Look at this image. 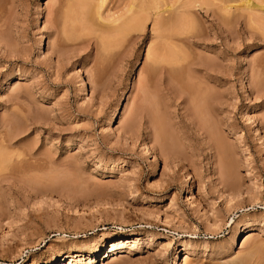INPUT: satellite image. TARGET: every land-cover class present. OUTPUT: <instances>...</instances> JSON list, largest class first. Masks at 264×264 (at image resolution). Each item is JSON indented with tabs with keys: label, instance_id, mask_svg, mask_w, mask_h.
Returning <instances> with one entry per match:
<instances>
[{
	"label": "rangeland",
	"instance_id": "374dc122",
	"mask_svg": "<svg viewBox=\"0 0 264 264\" xmlns=\"http://www.w3.org/2000/svg\"><path fill=\"white\" fill-rule=\"evenodd\" d=\"M63 1L0 0V264H264V15L231 0L221 22L205 0H159L196 37L159 57L213 69L205 109L152 74L151 21L145 41L104 51ZM130 2L107 0L106 25Z\"/></svg>",
	"mask_w": 264,
	"mask_h": 264
},
{
	"label": "bare ground",
	"instance_id": "6f19581e",
	"mask_svg": "<svg viewBox=\"0 0 264 264\" xmlns=\"http://www.w3.org/2000/svg\"><path fill=\"white\" fill-rule=\"evenodd\" d=\"M107 0H90V1H87V2H84V0L83 1H81V0H66V2H64V4H61V8L59 7L58 8V10L60 9V10H62V12L64 13V19L63 20H65V22H67V24H68V22H69V25L70 24H72V26L73 27H79L78 29L79 30H86V31H88L89 32V34H88V32H86V36H88V35H91L90 33H92V35L93 34H97V33H99L102 37L100 38V35L98 36L99 38H100V41H99V44L101 45V42L103 43H107V44H109V43H113L112 45L114 46L115 44H117V43H119V42H121L120 44H119V46L121 45V44H123V42L124 43H126L127 42V45L128 46H131L130 48H134L136 45H138L140 42H142V41H145V32H144V30H145V28H146V25H147V23L149 22V21H151L152 22V28H151V31H152V37H151V40L152 39H155V40H158L157 42H160V43H158V44H156V43H154V44H152V46H149L148 48H147V50H148V53H149V61L151 62V66H149V68L151 67V72H152V74L154 73V75L155 74H158V73H161L160 75H162V73H163V75H169V77L168 78H173L174 80H176L175 78V76L174 75H177V78L178 77H180V80H183V79H181V76H183V77H185L184 78V80H185V82L183 81H180L179 79V82H181L180 83V87L182 88L181 90L183 91V93L184 92H186L187 93V95H190V96H192V98H190V99H192L191 101H192V103L195 105V104H198V106H204L205 107V109L207 108V106H209L212 102H213V100H214V98H213V96L210 94V90L208 91V89H207V84H206V82L207 81H209L210 79H212V77L214 78L215 76H212L209 72L211 71V70H213L212 69V67H211V65L210 64H207L205 61H203V60H200V61H195V59L194 58H192V60H190V61H187V62H185V58L184 59H179V58H177L176 60L174 59H172L173 61V63H171V60H170V63H169V61L167 62V63H164V61L166 62L167 60H164L163 61V59H162V57H159V55H160V53L165 49V45H166V41H168L167 40V38H171V41H170V39H169V42H171V43H169V45L170 44H172V39L174 38H177V39H179L180 37H183V38H181V40H187V41H192V40H194L196 37L194 36V35H191L190 33H189V31H186V29L184 30V28H185V26H186V24H189L190 22H189V20H188V23L187 22H185L186 21V17L185 16H183L182 14L183 13H178L177 12V10L176 11H173L172 9V7H170V6H168V5H166L163 9H161L162 7H161V5H160V3H159V0H131V2L126 6V9L124 8V13H122L121 15L119 14V16L118 17H113L112 18V20L111 21H108V24L106 25V23H107V20H105V22H104V20H103V17H102V15L100 14V13H102V12H100V9L104 6V3L106 2ZM128 1V0H127ZM194 1V0H193ZM209 1V2H208ZM205 0V2H207V3H204L203 1H201V3L200 2H198L199 4L197 5V6H199L200 8H202L203 6H206V5H215L216 7H219L218 8V10L219 11H221V12H219V11H217L218 13L217 14H222V15H220L218 18L219 19H221L222 17V19H224V20H222L221 19V22H224V21H227L226 20V17L228 18V15L230 14L229 13V6L227 5L231 0H218V2L220 3V6H219V4H217V2H216V4L218 5H216V4H213L212 3V0H211V3H210V0ZM214 1V0H213ZM83 2H84V4H83ZM90 2H92V3H90ZM93 2H94V4H93ZM96 2V3H95ZM188 2V1H187ZM195 2V1H194ZM247 2V6L245 7V10H246V13H247V11H250L251 13H250V15H249V13H248V15L249 16H247L248 18L247 19H252V18H254V17H252L253 15H252V12H259L260 14H263L264 15V7L263 6H261L262 5V1H260L261 2V5H259V4H256L255 6H253L252 8H251V0H247L246 1ZM258 3V2H257ZM188 4H191V1H190V3L188 2ZM188 4L186 5L185 4V6H183V8L184 9H182V8H179V6H178V8L179 9H182V10H185L184 12H186V9H187V7L189 8V6H188ZM192 4H194L193 2H192ZM191 4V5H192ZM190 5V6H191ZM196 5V4H195ZM163 6V5H162ZM192 6H194V5H192ZM190 7V9H192L193 7ZM214 6V7H215ZM181 7V6H180ZM211 7V6H210ZM215 7V8H216ZM106 8V7H105ZM104 8V9H105ZM186 8V9H185ZM207 8V11H209V7H206ZM86 9V10H85ZM123 9V8H122ZM217 9V8H216ZM102 10V9H101ZM110 10V9H109ZM202 10V9H201ZM205 10V9H204ZM236 10H238V9H236ZM239 10H241V9H239ZM242 10H244V7H243V9ZM187 11H188V9H187ZM216 11V10H215ZM215 11H213L214 13H215ZM58 12V11H57ZM61 12V11H60ZM83 12V13H82ZM111 12V11H110ZM206 12V11H205ZM212 12V11H211ZM211 12H210V15H211ZM62 13V14H63ZM82 13V14H81ZM168 13V14H167ZM257 13H256V15H254V16H256L257 17ZM258 13V14H259ZM59 14V17H60V13H58ZM80 14V16H78ZM103 14V13H102ZM168 16H167V15ZM216 14V13H215ZM216 14V15H217ZM166 15V16H165ZM189 15V14H188ZM213 15V14H212ZM211 15V16H212ZM79 18H78V17ZM238 15H236V16H233L234 18L236 17V19L238 18L237 17ZM262 16V15H261ZM62 17V16H61ZM76 17V18H75ZM105 17H106V15H105ZM214 17V16H213ZM216 18H217V16H215ZM221 17V18H220ZM240 17V16H239ZM264 17V16H263ZM263 17H261V19H259V18H257V20L260 22V24L259 23H256V24H258L259 26L261 25V27L262 28H264V20H263ZM110 18V17H109ZM234 18L232 19V21L234 22ZM250 19H249V21H250ZM254 19H256V18H254ZM254 19L253 20H251V22L252 21H254ZM76 20V21H75ZM98 20H99V22L101 21H103L105 24V28L104 27H100V26H98V27H96L97 26V24H95L96 22L95 21H97L98 22ZM215 20H217V19H215ZM239 19H237V20H235V22L236 21H238ZM219 21V20H218ZM74 22L76 23L75 24V26H74ZM102 22V23H103ZM232 22V23H233ZM234 22V23H235ZM239 22V21H238ZM237 22V23H238ZM241 22V21H240ZM256 22V21H255ZM63 23V22H62ZM185 23V24H184ZM227 23V22H226ZM233 23V24H234ZM247 23V22H246ZM65 24V23H64ZM67 24H65V25H67ZM181 24H183L182 25V27L183 28H181L180 27V25ZM191 24V23H190ZM188 25L187 27H192L191 25ZM215 24H216V22H215ZM241 24V23H240ZM78 25V26H77ZM219 25H220V22H219ZM223 25V24H222ZM236 25V27L235 28H237V24H235ZM258 25H256V27L258 26ZM72 26H70V27H72ZM224 26H226L225 25V23H224ZM241 26V25H240ZM62 27H63V25H62ZM69 27V26H68ZM73 27H72V29H73ZM75 27V28H76ZM100 27V29H98ZM186 27V28H187ZM65 28H67V27H65ZM177 28V29H176ZM222 28V27H221ZM233 29H234V25H233V27H232ZM241 28V27H240ZM239 28V29H240ZM68 29V28H67ZM67 29H65V30H67ZM70 29V28H69ZM72 29H70L71 31H72ZM192 29V28H191ZM224 29V28H223ZM242 29V28H241ZM240 29V30H241ZM188 30H190L189 28H188ZM193 30V29H192ZM262 31V30H261ZM188 32V33H187ZM193 32V31H192ZM235 32H238V31H235L234 30V33ZM207 33V32H206ZM187 34H189V35H187ZM69 35H70V33H69ZM80 35V34H79ZM84 35V34H83ZM193 36L195 37L194 39H193ZM66 37V36H65ZM72 37V36H71ZM70 37V38H71ZM73 37H75V35L73 36ZM173 37V38H172ZM235 37V36H234ZM98 38V39H99ZM77 40V39H79V36H78V38L77 37H75L74 39H70L71 40V42H72V40L74 41V40ZM89 39V38H88ZM95 39V38H94ZM97 39V38H96ZM95 39V40H96ZM68 40H69V38H68ZM166 40V41H165ZM259 40V39H258ZM97 41V40H96ZM165 41V42H164ZM117 42V43H116ZM154 42H156V41H154ZM161 42H163V43H165L164 45H162V43ZM176 42H178V40H176ZM182 42V41H181ZM115 43V44H114ZM152 43V42H151ZM188 43V42H187ZM194 43V42H193ZM189 44V43H188ZM192 44V43H191ZM197 44V43H196ZM103 46H105L106 48H108L107 47V45L105 44H102ZM101 45V46H102ZM102 46V48L104 49V47ZM111 46V45H110ZM117 46V45H116ZM173 46H175V45H173ZM189 46V45H188ZM242 46V45H241ZM94 47V46H93ZM115 47V46H114ZM170 47V46H169ZM172 47V46H171ZM168 48V47H167ZM173 48V47H172ZM108 49H110V48H108ZM107 49V50H108ZM118 49V48H117ZM175 49V48H174ZM172 50V49H171ZM104 51H105V49H104ZM170 51V50H169ZM179 52V51H178ZM170 53V52H169ZM169 56V55H168ZM106 57V56H105ZM170 57V56H169ZM167 59V58H166ZM148 60V59H147ZM178 60V61H177ZM180 60V61H179ZM207 60V59H206ZM203 61V62H202ZM164 64H163V63ZM211 62H212V60H211ZM255 63V62H254ZM215 68V67H214ZM203 70V72H205V74L204 75H201V76H203V78L201 79V80H199V79H197V77H194V78H192L193 76H191L194 72L196 73L197 71L199 72V71H202ZM259 70V72L258 73H260L261 75H264V66H260V69H258ZM150 71H148V73H149ZM156 72V73H155ZM158 72V73H157ZM192 72V73H191ZM187 73H191V75H188ZM200 73V72H199ZM182 74V75H181ZM186 74L189 76V77H186ZM259 74V75H260ZM150 75V74H149ZM162 75V76H163ZM165 77V76H164ZM182 77V78H183ZM199 78V77H198ZM254 78H256V77H254ZM258 79V78H257ZM178 80H177V82H178ZM206 81V82H205ZM258 81V80H257ZM205 84H206V86H205ZM252 88H253V86H252ZM251 89V88H250ZM253 89H255V88H253ZM252 90V89H251ZM262 90V89H261ZM256 91H257V89H256ZM259 92V91H258ZM182 93V92H181ZM261 95V94H260ZM262 95H264V94H262ZM261 95V96H262ZM219 96V95H218ZM180 98V97H179ZM213 98V99H212ZM190 103V102H189ZM197 106V105H196ZM198 113V112H197ZM199 113H200V111H199ZM199 115V114H198ZM203 115V114H202ZM204 119V118H203ZM153 122H154V120H153ZM206 122V121H205ZM151 124H153V123H151ZM153 126V125H152ZM163 126V125H162ZM162 126H161V130H162ZM261 126H263L264 127V121L263 122H261ZM152 128V127H151ZM158 128H159V125H158ZM159 130V129H158ZM158 132V131H157ZM164 132V131H163ZM163 132H160V133H158V139H162V138H165V136H164V133ZM167 134V133H166ZM155 141V140H154ZM162 141H164V140H162ZM159 143H161V142H159ZM163 144H162V146L161 145H159V151H160V154H161V156H163L164 154H165V152L166 153H168V151L170 152V147L168 146L169 144L168 143H164V142H162ZM168 144V145H167ZM219 145V144H218ZM173 149V148H172ZM221 149H223V147L221 148ZM225 150V149H224ZM224 153V152H223ZM165 156V155H164ZM163 156V157H164ZM222 161V160H221ZM136 241V240H135ZM117 243H113L112 245H111V248H110V252H112V251H115V250H117L118 249V246H120L124 241L123 240H118V241H116ZM121 242V243H120ZM137 242V241H136ZM120 243V244H119ZM77 256L76 255H74V254H71V255H69L68 256V262H67V264H73V262H74V259L76 258ZM79 258H80V256H78ZM88 258V257H87Z\"/></svg>",
	"mask_w": 264,
	"mask_h": 264
}]
</instances>
